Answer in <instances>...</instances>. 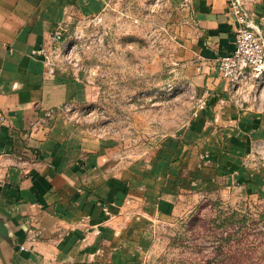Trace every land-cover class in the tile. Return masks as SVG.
<instances>
[{
	"label": "crops",
	"instance_id": "0c3cea01",
	"mask_svg": "<svg viewBox=\"0 0 264 264\" xmlns=\"http://www.w3.org/2000/svg\"><path fill=\"white\" fill-rule=\"evenodd\" d=\"M229 1L0 0V221L8 237L0 264H140L158 220L205 199L240 195L264 206V100L259 109L238 108L216 69L235 49ZM245 3L264 39V0ZM119 9L168 42L132 68L131 90L139 81L146 89L171 82L190 104L205 103L151 146L126 145L63 116L60 108L89 103L94 91L74 74L50 73L39 53L52 51L58 28L101 15L109 25Z\"/></svg>",
	"mask_w": 264,
	"mask_h": 264
},
{
	"label": "rangeland",
	"instance_id": "374dc122",
	"mask_svg": "<svg viewBox=\"0 0 264 264\" xmlns=\"http://www.w3.org/2000/svg\"><path fill=\"white\" fill-rule=\"evenodd\" d=\"M155 4L148 6L157 8ZM145 5L140 7L144 16ZM112 20L102 23L101 15L73 24L64 32L66 46H56L61 51L52 55L56 68L88 82L94 91L89 103L70 106L63 116L126 145H155L186 126L199 104L179 95L180 88L146 89L147 83L139 81L143 87L131 90L132 68L146 61L147 51L160 55L168 42L162 34H146V22L130 11L114 10ZM115 50L126 56H114ZM102 66L108 78L103 90ZM112 67L121 69L119 77ZM120 77L121 86L116 83ZM140 264H264V206L240 195L205 199L183 214L158 220Z\"/></svg>",
	"mask_w": 264,
	"mask_h": 264
},
{
	"label": "built area",
	"instance_id": "2783aa9c",
	"mask_svg": "<svg viewBox=\"0 0 264 264\" xmlns=\"http://www.w3.org/2000/svg\"><path fill=\"white\" fill-rule=\"evenodd\" d=\"M229 11L238 25L235 33V49L217 59L216 69L228 85L231 103L240 109L252 103L256 109H259L264 100V39L253 30L245 0H230ZM63 32L64 29L60 27L51 35V40L55 44L53 52H39L44 55L50 73L56 69L52 55L61 52L56 46L61 44L63 47L66 46L63 45ZM173 66L177 64L173 63ZM163 89L166 92H175L179 87L168 83ZM204 107L205 103L199 104V108ZM69 109L70 106H64L59 110L65 113ZM53 114L52 110L45 112L42 117L31 124V128H39L47 119L52 118Z\"/></svg>",
	"mask_w": 264,
	"mask_h": 264
},
{
	"label": "water",
	"instance_id": "95a60500",
	"mask_svg": "<svg viewBox=\"0 0 264 264\" xmlns=\"http://www.w3.org/2000/svg\"><path fill=\"white\" fill-rule=\"evenodd\" d=\"M1 239H8V237L7 230L4 228V224L0 221V240Z\"/></svg>",
	"mask_w": 264,
	"mask_h": 264
}]
</instances>
